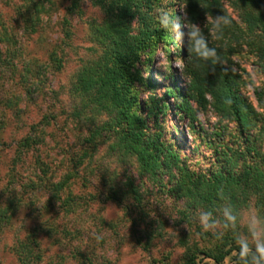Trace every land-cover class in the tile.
<instances>
[{"label": "trees", "instance_id": "obj_1", "mask_svg": "<svg viewBox=\"0 0 264 264\" xmlns=\"http://www.w3.org/2000/svg\"><path fill=\"white\" fill-rule=\"evenodd\" d=\"M12 1L4 0L5 3ZM23 1L26 6L18 8V15L24 34L40 32L44 17L52 10L51 0ZM80 1L75 0L68 7L69 13L82 14ZM85 1L103 11L101 20L88 22L94 44L91 49L96 55L84 61L74 73L71 103L61 109L80 128L81 147L68 151L67 161L62 160L55 169L41 154L36 155L35 171L25 177L18 170L20 161L44 143L41 136L44 127L57 115L50 111L39 123L31 125L30 134L16 143L10 180L1 192L4 205L0 207V233L11 223L16 208L26 196L47 191L48 199L31 209L50 214L13 244L19 264H40L43 255L38 232L53 236L63 233L61 242L68 235L82 234L81 229L73 231L66 225L61 229L56 221L80 215L78 209L88 198L75 191L74 186L79 183L88 188L96 179L101 187L97 196L124 207L136 244L144 250H150L153 240L165 235L161 226L153 225V217L146 209L148 194L168 196L173 200L180 222L196 226L178 238L177 242L184 247L182 261L164 264H223L227 258L232 264H242L234 243L236 233L244 231L242 224L231 228L221 224L216 230L205 232L196 217L199 211L216 213L224 203H230L241 217L243 210L250 206L264 216V151L255 142L264 137V81L255 93L260 104L258 109L243 93L244 80L233 60L236 54L248 51L255 57V65L264 80V0H176L178 7L173 10L182 14V23L200 26L222 61L213 65L197 58L190 51L185 35L182 74L187 79V88L185 93L181 92L178 104L185 113L182 121L191 135L200 134L203 126L198 114L211 108L221 118L235 123L236 129L230 140L225 139L224 133L228 125L213 131L207 142L214 150L211 164L200 169L190 165L181 143L168 136L162 119L167 103L158 102L155 95H142L144 80L136 70L142 55L151 54L167 37L173 38L157 22L156 7L161 0ZM221 15H227L231 23L218 34L212 24ZM63 31L64 38L71 39L67 18ZM3 34L0 33V42L4 41L7 48L0 45V71L15 69L12 59L19 52L18 48L9 47L7 41L12 38ZM50 59L55 70L63 68V58L57 51L51 52ZM26 70L18 94L10 97L0 94V130L6 126L8 110L13 116L21 117L45 90L46 78L42 71L33 76L29 74V67ZM53 93L57 97L58 92ZM102 143L108 147H99ZM111 159L129 166L123 179H119L118 168L112 170L106 165L105 161ZM196 235L199 240L194 239ZM75 257L84 264H115L106 257L102 262H95L81 250L76 251Z\"/></svg>", "mask_w": 264, "mask_h": 264}, {"label": "rangeland", "instance_id": "obj_2", "mask_svg": "<svg viewBox=\"0 0 264 264\" xmlns=\"http://www.w3.org/2000/svg\"><path fill=\"white\" fill-rule=\"evenodd\" d=\"M74 1L51 0L52 10L44 17L41 31L27 35L21 28L22 24L18 15V8L26 6L25 2L14 0L11 3H5L4 0H0V33L12 38V41H7L12 50L15 48L19 50L16 53L17 57L12 59L16 68L0 71V94H3V97L18 94L22 90V75L26 73L27 67L30 69V75H37V71L41 70L42 76L46 78L45 90L37 102L30 104L21 117L13 116L8 110L6 126L0 130V207L4 205L1 192L10 180L16 143L30 134L31 125L39 123L45 113L53 111L57 116L44 127L43 135L41 134L44 136V143L40 144L38 149L26 154L23 162L20 161L18 170L22 175L27 177L35 171V157L38 154H41V157L55 169L62 164V160L67 161L68 151L81 147L80 128L66 114H62L61 109L64 105L67 107L71 103L70 86L74 73L84 61L96 55L91 49L94 44L88 22L94 19L101 20L103 11L91 2L81 0L82 14L69 13L68 7ZM173 3H175L174 6ZM176 7H178L176 0H161L158 2L156 12L158 13L159 9H167L170 15L176 16L182 22V14L173 10ZM65 18L70 21L71 39L64 38ZM181 31L184 32L186 29L182 28ZM186 43L185 36L180 38V41L176 40L174 35L172 39L167 37L153 49L151 54L142 55L136 70H139L144 80L141 86L142 95L144 97L150 94L155 95L158 102L167 103L162 119L168 136L181 143L190 165L200 169L207 168L211 164L214 150L207 142L211 140L213 131L222 130L224 125H228L229 128L224 133L225 139L230 140L236 129L235 123L221 118L211 108L198 114L203 126L200 134L191 135L186 123L182 121L185 113L179 109L178 104L181 92L185 93L187 88V79L182 74V56L186 51ZM0 45L7 48L4 41L0 42ZM54 50L63 58L64 66L59 71L55 70L51 64L50 54ZM233 60L244 80L243 93L259 109L260 104L255 93L263 85L264 80L255 65V57L248 51H242L236 54ZM168 89L173 92L167 93ZM54 91L58 92L57 97ZM21 106L24 107V103ZM255 140L264 151V137ZM99 147L108 146L102 143ZM105 162L112 170L118 168L116 172L119 179L124 178L128 165H120L112 159ZM92 183L93 185L88 188L79 183L74 186L75 191L84 193L88 198L78 209L80 217L71 215L67 218H57L56 221L61 229L66 225L73 231L81 229L82 234L68 235V240L61 242L63 233L59 232L53 236L45 231L38 232L43 255L40 264H84L75 257L77 250L86 252L95 262H102L105 257L115 264H164L168 261L170 263L182 261L184 247L177 242L178 238L186 231L195 230L196 226L180 222V216L173 207L171 198L155 193L146 195V209L153 217V225L161 226L165 235L154 239L150 250H144L136 244V235L124 207L116 201H104V198H99L97 194L101 187L98 186V180L93 179ZM48 197L47 191L38 192L29 198L26 196L24 202L16 208L11 223L0 233V264H19L13 244L17 238L24 237L38 227L40 222L50 214L45 211L32 212L35 205L44 202ZM253 213L259 215L258 210L250 206L243 210L242 218L246 219ZM241 224L245 230V224L243 222ZM76 236L80 239L77 240ZM198 236H194V239L199 240ZM223 264H232L231 259L227 258Z\"/></svg>", "mask_w": 264, "mask_h": 264}, {"label": "clouds", "instance_id": "obj_3", "mask_svg": "<svg viewBox=\"0 0 264 264\" xmlns=\"http://www.w3.org/2000/svg\"><path fill=\"white\" fill-rule=\"evenodd\" d=\"M157 22L161 28L170 31L178 41L186 35L190 51L197 58L213 65L218 60L222 62L218 50L210 47L209 41L197 24L187 21L182 23L176 16L170 15L167 9L158 10ZM230 23L231 19L227 15L216 16L212 24L213 31L222 34L223 28ZM182 28L186 31L182 32ZM196 219L205 232L214 231L221 224L225 228H231L243 222L245 230L243 233L237 232L234 240L242 264H264V216L253 213L244 219L230 203H224L216 213L199 211Z\"/></svg>", "mask_w": 264, "mask_h": 264}]
</instances>
